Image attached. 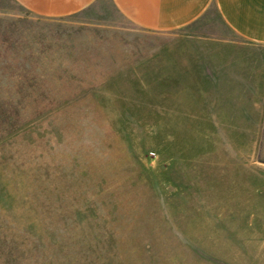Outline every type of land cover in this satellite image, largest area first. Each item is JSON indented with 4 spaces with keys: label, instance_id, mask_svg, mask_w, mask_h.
<instances>
[{
    "label": "rangeland",
    "instance_id": "obj_1",
    "mask_svg": "<svg viewBox=\"0 0 264 264\" xmlns=\"http://www.w3.org/2000/svg\"><path fill=\"white\" fill-rule=\"evenodd\" d=\"M1 3L0 264H264V47Z\"/></svg>",
    "mask_w": 264,
    "mask_h": 264
},
{
    "label": "crops",
    "instance_id": "obj_2",
    "mask_svg": "<svg viewBox=\"0 0 264 264\" xmlns=\"http://www.w3.org/2000/svg\"><path fill=\"white\" fill-rule=\"evenodd\" d=\"M5 1V0H4ZM44 19L81 14L98 0H6ZM126 21L148 31L264 47V0H109ZM0 8H7L1 3Z\"/></svg>",
    "mask_w": 264,
    "mask_h": 264
}]
</instances>
